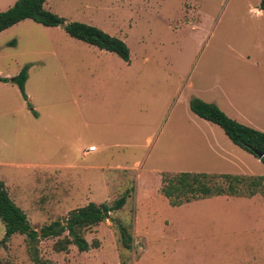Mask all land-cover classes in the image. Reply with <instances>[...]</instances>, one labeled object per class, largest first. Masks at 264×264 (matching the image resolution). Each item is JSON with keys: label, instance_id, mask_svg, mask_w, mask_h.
I'll return each instance as SVG.
<instances>
[{"label": "rangeland", "instance_id": "rangeland-1", "mask_svg": "<svg viewBox=\"0 0 264 264\" xmlns=\"http://www.w3.org/2000/svg\"><path fill=\"white\" fill-rule=\"evenodd\" d=\"M260 2H46L66 24L91 25L124 41L129 63L71 38L64 27L25 20L0 35V80H8L0 86V182L30 226L40 231L90 203L127 198L109 220L85 231L89 252L71 245L58 253L59 239L51 238L36 245L39 259L264 264V243L253 248V240L264 242L262 212L218 199L175 209L161 195L163 177L188 172L209 173L214 187L225 188L220 174H237L241 196H264L260 159L189 108L198 98L264 132ZM26 66L28 101L11 81ZM90 146L98 151L83 155ZM238 164L255 176L238 174ZM121 225L133 238L129 250ZM5 232L0 221V243ZM0 264H35L26 236L0 244Z\"/></svg>", "mask_w": 264, "mask_h": 264}, {"label": "trees", "instance_id": "trees-1", "mask_svg": "<svg viewBox=\"0 0 264 264\" xmlns=\"http://www.w3.org/2000/svg\"><path fill=\"white\" fill-rule=\"evenodd\" d=\"M47 1L19 0L8 11L0 12V34L25 20H31L45 27H64L66 33L71 38L99 50L116 54L125 62H130V49L124 41L110 36L91 25L78 22L66 24L63 18L45 9L44 6ZM260 10L264 11V0L260 2ZM28 70L29 66L24 67L20 74L11 80L18 86L26 101H28L25 90L28 80ZM2 81L8 82L7 79H3ZM189 107L191 112L199 118L219 126L235 145L254 154L264 164L263 132L231 119L216 105L206 103L201 99H192ZM226 179L231 182V192H233L232 181H241V179H232L231 177H226ZM258 180L253 181L254 186L259 183ZM262 180L264 181V178ZM161 192L171 201L173 206H178L200 197L224 194L225 190L223 188L212 189L208 185L207 175L184 173L177 176L165 177ZM126 202L127 198L123 196L113 205L90 203L86 207L72 211L65 220V223L55 222L38 231L30 226L26 214L13 203L5 185L0 182V221L4 224L6 230L0 244L6 245L15 235L26 236L35 264H53L39 259V254L35 247L41 240L59 239L54 246V250L58 253H68L71 245L75 246L79 252L87 253L91 250V245L85 239V231L109 220L111 214L120 211L126 205ZM119 230L124 247L128 250L131 249L132 236L122 225Z\"/></svg>", "mask_w": 264, "mask_h": 264}, {"label": "crops", "instance_id": "crops-1", "mask_svg": "<svg viewBox=\"0 0 264 264\" xmlns=\"http://www.w3.org/2000/svg\"><path fill=\"white\" fill-rule=\"evenodd\" d=\"M17 1H19V0H0V12L8 11L10 8H12L16 4ZM259 13L262 14V13H264V11L260 10ZM6 31L7 30H5L4 32H6ZM4 32H2L1 34H3ZM2 85H6V83H3L2 80H0V86H2ZM245 126H247V125H245ZM248 127H250V126H248ZM253 129H255V128H253ZM93 147L95 148V146H90V148H93ZM89 149L86 150V152H84L83 155H85V153H96L98 151V149H96V148H95V151H92V152L89 151ZM230 162L233 163L234 165L237 164L236 163L237 161L234 162L233 158L230 160ZM239 166L240 165L238 164V166H237L238 174H243V175L247 174L246 172L241 170V168ZM185 173L186 174H204V175H207L208 176V185L214 190H216L218 188H223L225 190V193L221 194V195L220 194H214V195L208 196V197H200V198H198L196 200H192L190 202H186V203H183V204L178 205V206H173L171 204V201L168 198H166L161 192V195L168 201L169 205L172 208L178 209V208H183L185 206L192 205V204H195V203H200V202H204V201H212L214 199H218L219 200L218 202L224 203L225 205H232V206L234 205V206L239 207L240 209H244V208L245 209H252L253 213L254 212H262V214L264 215V196H262V195L259 196V195H254V194H253V196H249V197L248 196L247 197L246 196H241V194L238 192V188H239L240 184H242V182H244V179L240 178V177H236L237 174H235L234 177H232L231 174H220V175H223V178L225 179L226 184L228 185L227 188H225V187H220V186L214 187L213 184H212V177L208 175L209 173H188V172H185ZM180 174H184V173H180ZM180 174H176V175H173V176H177V175H180ZM247 175L255 176V175H251L249 173ZM165 177H168V176H165ZM165 177H163V180H162V187H163V181H164ZM226 177H231L232 179H234V178L241 179V181H239V182H235L234 180L232 181V183H233L232 184L233 192L230 191L231 182L228 181L226 179ZM259 177H262V179L264 178L263 176H259ZM253 181L250 184L251 186L253 185ZM107 182H108V180H107ZM162 187H161V189H162ZM252 187H254V185ZM229 196H232V197H229ZM259 232H260V230H259ZM250 233H256V231L254 230V231H252ZM263 243L264 242L261 239L260 240L259 239L253 240V248H254V246H258L259 244L262 245Z\"/></svg>", "mask_w": 264, "mask_h": 264}, {"label": "built area", "instance_id": "built-area-1", "mask_svg": "<svg viewBox=\"0 0 264 264\" xmlns=\"http://www.w3.org/2000/svg\"><path fill=\"white\" fill-rule=\"evenodd\" d=\"M89 151H91V152H92V151H95V148H94V147H93V148H90Z\"/></svg>", "mask_w": 264, "mask_h": 264}]
</instances>
